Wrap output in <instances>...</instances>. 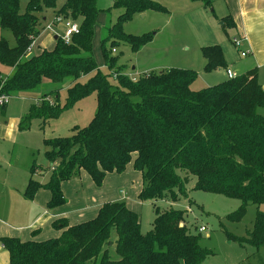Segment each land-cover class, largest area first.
Returning a JSON list of instances; mask_svg holds the SVG:
<instances>
[{"label": "trees", "instance_id": "1", "mask_svg": "<svg viewBox=\"0 0 264 264\" xmlns=\"http://www.w3.org/2000/svg\"><path fill=\"white\" fill-rule=\"evenodd\" d=\"M191 1L206 7L212 4L211 0ZM97 2L66 0L57 8L58 0H28L22 12L21 0H0V27L12 32L16 41L11 47L0 39V65L12 70L7 78L0 76V94L13 99L21 93L39 94L45 81L56 87L69 82L63 104L61 91L53 90L41 104L29 108L19 130L35 120L45 125L82 100L94 94L97 98L96 114L88 127H75L70 137L44 141L45 157L53 165L50 181L42 186L31 178L24 197L33 200L44 188L52 194L49 208L56 209L67 203L62 183L78 180L85 172L102 187L108 174H122L133 163L143 178L141 202L156 204L168 198L177 202L196 179L193 190L242 203L227 216L230 221L240 222L247 207L256 206L253 230L238 240L256 249L264 247V117L258 112L264 108V87L258 70L199 91L192 90L198 75L191 70L152 72L135 81L118 71L103 74L93 55L95 27L102 13ZM112 9L123 13L101 40L110 71L118 58L107 50V42L113 47L124 41L138 52L154 37L127 35L124 24L147 12L167 13L150 0H115ZM46 10H56L57 18L79 22L80 32L68 44L58 38L54 50L42 49L39 55L28 57L27 51L46 29L40 28L39 18ZM231 20L228 16L223 22L234 26ZM202 53L207 73L227 70L221 47H205ZM35 171L34 164L31 174ZM155 204L156 218L146 234L139 216L124 202H117L105 204L95 219L76 226L57 221L54 229L63 230L57 239L0 238V244L9 253L10 264H202L212 255L200 237L189 232L185 212H161ZM113 232L117 241L111 255L106 247L112 243Z\"/></svg>", "mask_w": 264, "mask_h": 264}, {"label": "rangeland", "instance_id": "2", "mask_svg": "<svg viewBox=\"0 0 264 264\" xmlns=\"http://www.w3.org/2000/svg\"><path fill=\"white\" fill-rule=\"evenodd\" d=\"M114 1L98 0L97 2L102 13L99 15L95 27L93 55L103 74L117 73L118 71L122 75L137 80L139 77L149 75L152 72L157 74L171 69L191 70L198 75L192 90L199 91L217 86L228 80L229 75L226 70L213 73L205 71L206 61L202 53L203 48L219 46L226 57L231 76L235 73L236 76L242 75L256 69L258 70L259 82L264 87V63L256 64L252 54L242 57L241 52L245 51L246 45L243 44L241 49H237L234 45V39L240 40L241 38L239 31L229 21L223 22L222 17L225 16V11L228 13L226 0H211L210 7H206L203 2H192L191 0H150L165 8L167 13L147 12V18H144L145 14L136 15L124 24L123 30L125 34L134 37H142L147 34L154 37L138 52H133L129 44L124 41H118L113 47H111V43L107 42V50L109 52L111 50L116 51L113 55L118 58L117 66L113 71H110L104 62L101 40L123 13L122 10L112 9ZM65 2L66 0H58L57 8H61ZM27 3L28 0H21L22 12H25ZM54 15L53 29L55 34L52 32L44 34L47 30L45 29L47 28L46 25H48L44 18L49 16L51 23ZM230 17L234 23V19L232 16ZM39 18L42 22L40 28L45 29L41 42L45 45L52 42L53 47L46 49L52 51L57 43L53 35L63 39L66 33L65 22L70 21V19L65 20L63 16L57 18L56 10H46L39 15ZM1 38L7 40L11 47L16 46L12 32L2 30L0 27ZM259 42L261 46L264 44L261 39ZM29 50L27 53L30 52ZM27 55L29 57L32 53ZM262 55L264 56V53ZM10 71V69L0 65L1 78H7ZM89 78H84L81 82L86 83ZM110 81L113 84L116 83L113 77ZM68 83L57 87L51 85L53 87H48L45 90L41 88L38 104H41V99L53 90L61 91L60 102L63 104L67 98ZM35 98L31 101L32 103H34ZM53 99L54 97L50 98V100ZM31 102L26 98H18L17 96L11 99L6 117H0V126L6 127L5 122L10 125V120L13 117H17L21 121L28 113ZM96 110L97 98L94 94L62 113L58 119L51 120L45 125L40 120L33 121L29 128L26 127L22 132H17L18 138L15 142L0 138V188L4 186L5 182H10L12 179L17 180L22 175H26L27 168L34 162L37 166H49L50 164L45 158L44 141L70 137L73 135L75 127L80 129L88 127L95 117ZM258 112L264 117V108H260ZM18 131H20L19 128ZM195 183L196 179L190 182L185 193L180 196L177 202L168 198L166 201L159 202L158 207L161 212L170 209L185 212V225L189 232L200 237L203 248L212 253L202 264H264V247L256 249L238 240V238L247 237L248 233L253 230L257 207L248 206L240 222L230 221L227 216L238 211L242 203L239 200L228 199L221 195L195 191L193 190ZM154 209L150 203L144 204L142 207L140 218L141 229L144 234L153 227L156 218ZM261 211L264 212V206L261 207ZM202 227L206 228L205 232L200 231ZM111 241V245L106 248L111 255H114L117 241L114 232Z\"/></svg>", "mask_w": 264, "mask_h": 264}, {"label": "crops", "instance_id": "3", "mask_svg": "<svg viewBox=\"0 0 264 264\" xmlns=\"http://www.w3.org/2000/svg\"><path fill=\"white\" fill-rule=\"evenodd\" d=\"M226 2L228 13L225 11L224 17L232 16L234 28H237L240 33L242 46L243 44L246 45L244 50L249 55H254L256 64H263L264 56L262 54L264 50L261 49H264V44L261 46L259 39L264 41V0H226ZM147 17L148 13L144 15V18ZM54 18L55 15L51 23L49 22V16L44 18L48 25L46 32L44 30L42 34L44 32V34L48 32L55 34L53 29ZM42 34L32 45L31 56L39 55L42 49L53 47L52 42L46 45L41 42ZM55 37L57 36L53 35V38ZM11 71L7 77L11 74ZM228 71L231 72L229 67L226 72ZM48 87L53 86L45 81L41 88L45 90ZM38 95L37 93H21L17 97L26 98L30 102L36 97L34 103L31 102L30 108L39 102ZM7 111L8 106L2 111L0 117H6ZM5 123L6 127L0 126V138L15 142L18 138L17 132H22L18 131L20 119L13 117L10 120V125L8 122ZM34 164L36 165L34 162L27 168L26 175H22L17 180L12 179L10 182H5L4 186L0 188V238H18L23 242H44L57 239L62 235L63 230L54 229V223L67 220L70 226H76L93 220L107 203L124 202L127 208L136 213L139 218L144 204L150 203L154 207L155 203L141 202L138 199L143 189V178L140 172L134 170L133 163H131L122 174H108L102 187H97L85 172L81 173L78 180L62 183L61 189L67 203L56 209H50L48 205L52 199V194L44 188L36 193L33 200H27L24 197L31 178L38 181L42 186L48 184L51 178L52 164L49 163V166L36 165L35 175H32L31 168ZM158 203L155 205L158 206ZM9 261V253L0 244V264H9Z\"/></svg>", "mask_w": 264, "mask_h": 264}, {"label": "built area", "instance_id": "4", "mask_svg": "<svg viewBox=\"0 0 264 264\" xmlns=\"http://www.w3.org/2000/svg\"><path fill=\"white\" fill-rule=\"evenodd\" d=\"M65 26H66V33H65V36H64L63 40L68 44V43H70V41H71V39H72V37L74 35L79 34V32H80V25L77 24V23H75V22H73V21H71V20L70 21L68 20V21L65 22ZM234 45H235V47L237 49H241L242 48V40L241 39L240 40L234 39ZM29 51H30L29 53H31V48H30ZM115 52L116 51H113V53H115ZM248 55H249V53L246 52V51H242L241 52V56L242 57H246ZM227 73H228V75H229L230 78H233V77L236 76V75H232L231 76V74H230L229 71ZM133 80L135 81L136 79H133ZM10 100H11V98L9 96L4 95V94H0V114L2 113V111L4 110V108H6L8 106ZM200 231L201 232H205L206 231V228L202 227L200 229Z\"/></svg>", "mask_w": 264, "mask_h": 264}, {"label": "water", "instance_id": "5", "mask_svg": "<svg viewBox=\"0 0 264 264\" xmlns=\"http://www.w3.org/2000/svg\"><path fill=\"white\" fill-rule=\"evenodd\" d=\"M58 39V37H55V40H57ZM181 227H183V225H181Z\"/></svg>", "mask_w": 264, "mask_h": 264}]
</instances>
